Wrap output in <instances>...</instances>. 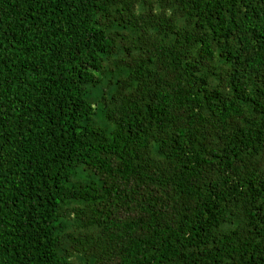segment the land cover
Listing matches in <instances>:
<instances>
[{
    "label": "trees",
    "instance_id": "obj_1",
    "mask_svg": "<svg viewBox=\"0 0 264 264\" xmlns=\"http://www.w3.org/2000/svg\"><path fill=\"white\" fill-rule=\"evenodd\" d=\"M0 264H264V0H0Z\"/></svg>",
    "mask_w": 264,
    "mask_h": 264
}]
</instances>
